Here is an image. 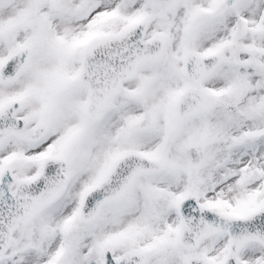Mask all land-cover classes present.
I'll return each mask as SVG.
<instances>
[{
	"label": "snow or ice",
	"instance_id": "obj_1",
	"mask_svg": "<svg viewBox=\"0 0 264 264\" xmlns=\"http://www.w3.org/2000/svg\"><path fill=\"white\" fill-rule=\"evenodd\" d=\"M0 264H264V0H0Z\"/></svg>",
	"mask_w": 264,
	"mask_h": 264
}]
</instances>
